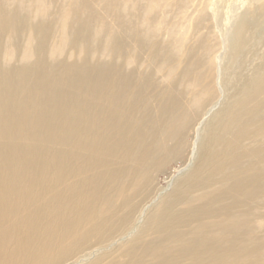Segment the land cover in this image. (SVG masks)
<instances>
[{
	"label": "bare ground",
	"instance_id": "obj_1",
	"mask_svg": "<svg viewBox=\"0 0 264 264\" xmlns=\"http://www.w3.org/2000/svg\"><path fill=\"white\" fill-rule=\"evenodd\" d=\"M2 133L0 264H264V0H0Z\"/></svg>",
	"mask_w": 264,
	"mask_h": 264
},
{
	"label": "rangeland",
	"instance_id": "obj_2",
	"mask_svg": "<svg viewBox=\"0 0 264 264\" xmlns=\"http://www.w3.org/2000/svg\"><path fill=\"white\" fill-rule=\"evenodd\" d=\"M233 1H236V0H233ZM92 24L95 26L94 22ZM72 47L76 48V46H72ZM72 47L69 48V52L74 50ZM73 58H75V57H73ZM61 66L62 65H59V64L54 65V67L56 69H59ZM122 69H124V68H122ZM223 90H224V96H222L223 98L221 100H219V102L217 101L218 102L217 108L224 103V101L228 95L227 89L223 88ZM203 116L206 117L205 112L202 114V117ZM206 120L207 119H205V123H206ZM201 132L202 133L204 132V125L202 126ZM2 138H3V133L0 134V141L2 140ZM195 139H196V134H195L194 130L191 129L189 136L187 138L188 144H187V147H186L184 154L179 155V156L171 159L165 166L162 167V169L158 172V174L155 177H153V179H152L153 185H154L153 194L151 195V197L149 199H147L143 203V205L150 204L149 208L152 207V205H154V201L157 198V195H159L161 192L165 193L167 191H170L172 189V187L174 186V182L176 181V179L181 178V177L185 178V174L187 172L191 171L192 167L195 165V163L198 159L197 150L194 151L192 149V144H193ZM3 140H7L6 137H4ZM178 171H180L181 173L179 172L180 173L179 174ZM137 215H136V217L134 216L135 218L133 217L134 218L133 222H132L130 228L128 229V231H132V225L135 221L139 222L138 220L139 219L141 220L140 213H138ZM103 245H104V248H106L105 246L107 245V243H104ZM108 250H110V249H108ZM87 251H89V249ZM87 251H85V252H87ZM80 256L81 257L85 256L83 258H87V260L82 261V258H80L77 263H73V264H87L88 261H90L91 258H93V254L89 255V256L82 254Z\"/></svg>",
	"mask_w": 264,
	"mask_h": 264
}]
</instances>
